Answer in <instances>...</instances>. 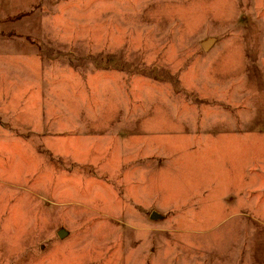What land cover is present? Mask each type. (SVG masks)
<instances>
[{
    "label": "rangeland",
    "instance_id": "rangeland-1",
    "mask_svg": "<svg viewBox=\"0 0 264 264\" xmlns=\"http://www.w3.org/2000/svg\"><path fill=\"white\" fill-rule=\"evenodd\" d=\"M0 264H264V0H0Z\"/></svg>",
    "mask_w": 264,
    "mask_h": 264
},
{
    "label": "water",
    "instance_id": "water-1",
    "mask_svg": "<svg viewBox=\"0 0 264 264\" xmlns=\"http://www.w3.org/2000/svg\"><path fill=\"white\" fill-rule=\"evenodd\" d=\"M158 217V214L156 212H152L151 215H150V218H157ZM58 236H64L65 235V232L60 230L57 232Z\"/></svg>",
    "mask_w": 264,
    "mask_h": 264
}]
</instances>
